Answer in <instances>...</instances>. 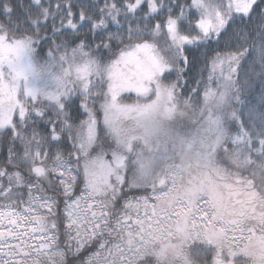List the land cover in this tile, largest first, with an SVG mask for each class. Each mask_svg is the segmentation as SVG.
<instances>
[{
	"label": "snow or ice",
	"instance_id": "6c2138e0",
	"mask_svg": "<svg viewBox=\"0 0 264 264\" xmlns=\"http://www.w3.org/2000/svg\"><path fill=\"white\" fill-rule=\"evenodd\" d=\"M0 264H264V0H0Z\"/></svg>",
	"mask_w": 264,
	"mask_h": 264
},
{
	"label": "trees",
	"instance_id": "16d2710c",
	"mask_svg": "<svg viewBox=\"0 0 264 264\" xmlns=\"http://www.w3.org/2000/svg\"><path fill=\"white\" fill-rule=\"evenodd\" d=\"M135 100V97L133 96V97H131V98H125V100H124V102H126V103H131L132 101H134Z\"/></svg>",
	"mask_w": 264,
	"mask_h": 264
}]
</instances>
